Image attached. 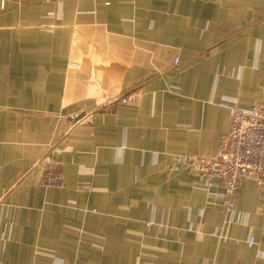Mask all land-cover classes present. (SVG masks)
<instances>
[{
  "label": "crops",
  "instance_id": "0c3cea01",
  "mask_svg": "<svg viewBox=\"0 0 264 264\" xmlns=\"http://www.w3.org/2000/svg\"><path fill=\"white\" fill-rule=\"evenodd\" d=\"M227 98L264 103V0H0V264H264L254 179L229 210L176 161Z\"/></svg>",
  "mask_w": 264,
  "mask_h": 264
},
{
  "label": "built area",
  "instance_id": "2783aa9c",
  "mask_svg": "<svg viewBox=\"0 0 264 264\" xmlns=\"http://www.w3.org/2000/svg\"><path fill=\"white\" fill-rule=\"evenodd\" d=\"M178 58H174L177 63ZM132 93L120 100L127 103ZM231 118L230 130L221 136L214 153L177 155L176 161L190 169L195 177L194 185L210 195L223 199L229 210L234 205L236 190L246 178L254 179L264 192V103L256 102L248 107L235 104L227 98ZM41 178L46 185H62V174L56 163L49 162ZM250 235L247 244L254 243Z\"/></svg>",
  "mask_w": 264,
  "mask_h": 264
},
{
  "label": "water",
  "instance_id": "95a60500",
  "mask_svg": "<svg viewBox=\"0 0 264 264\" xmlns=\"http://www.w3.org/2000/svg\"><path fill=\"white\" fill-rule=\"evenodd\" d=\"M83 116V114H79V115H76L75 117H73L74 120H77L79 118H81Z\"/></svg>",
  "mask_w": 264,
  "mask_h": 264
}]
</instances>
